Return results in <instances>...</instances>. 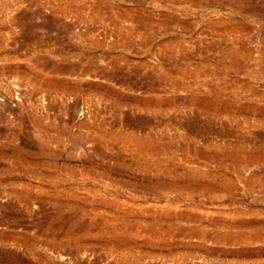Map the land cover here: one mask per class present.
<instances>
[{
    "label": "rangeland",
    "instance_id": "rangeland-1",
    "mask_svg": "<svg viewBox=\"0 0 264 264\" xmlns=\"http://www.w3.org/2000/svg\"><path fill=\"white\" fill-rule=\"evenodd\" d=\"M0 264H264V0H0Z\"/></svg>",
    "mask_w": 264,
    "mask_h": 264
}]
</instances>
